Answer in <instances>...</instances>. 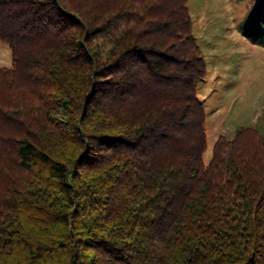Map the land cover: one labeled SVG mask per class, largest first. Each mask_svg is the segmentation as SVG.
<instances>
[{
    "label": "trees",
    "instance_id": "obj_1",
    "mask_svg": "<svg viewBox=\"0 0 264 264\" xmlns=\"http://www.w3.org/2000/svg\"><path fill=\"white\" fill-rule=\"evenodd\" d=\"M0 40V264H264V137L205 162L186 0H0Z\"/></svg>",
    "mask_w": 264,
    "mask_h": 264
},
{
    "label": "rangeland",
    "instance_id": "obj_2",
    "mask_svg": "<svg viewBox=\"0 0 264 264\" xmlns=\"http://www.w3.org/2000/svg\"><path fill=\"white\" fill-rule=\"evenodd\" d=\"M191 31L205 57L207 72L197 86L206 112L208 162L220 135L231 139L242 126L264 137V34L245 33L256 0H186ZM11 53L0 40V67Z\"/></svg>",
    "mask_w": 264,
    "mask_h": 264
}]
</instances>
